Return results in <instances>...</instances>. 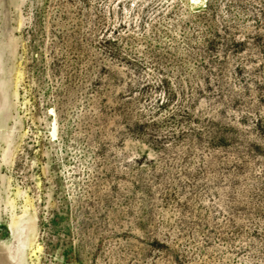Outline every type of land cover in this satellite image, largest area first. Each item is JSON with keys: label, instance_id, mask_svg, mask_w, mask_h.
I'll use <instances>...</instances> for the list:
<instances>
[{"label": "rangeland", "instance_id": "rangeland-1", "mask_svg": "<svg viewBox=\"0 0 264 264\" xmlns=\"http://www.w3.org/2000/svg\"><path fill=\"white\" fill-rule=\"evenodd\" d=\"M0 87V243L264 264V0H0Z\"/></svg>", "mask_w": 264, "mask_h": 264}, {"label": "bare ground", "instance_id": "bare-ground-1", "mask_svg": "<svg viewBox=\"0 0 264 264\" xmlns=\"http://www.w3.org/2000/svg\"><path fill=\"white\" fill-rule=\"evenodd\" d=\"M18 22H19V24L21 23L20 20ZM14 41H16V40L14 39ZM2 43H4V42H2ZM11 45H12V43H11ZM7 48H9V46ZM15 48H12V49H15ZM13 57H14V54H13ZM20 73L21 72H19V70L16 69V71H15V74H16L15 77L16 78H15L14 82L17 83V84H18V82L20 80L19 79ZM6 100H7V96H6ZM2 103H4V102H2ZM51 131H52V136H56L57 135V127L56 126L53 129L51 128ZM15 143H16L15 141L12 143L13 147H14ZM13 203H15V202L13 200H11L10 198L6 199V205H5L6 208L7 207H11L13 209ZM0 204H1V200H0ZM26 205L33 206L32 202L30 201L29 198L27 200V204ZM26 205L24 206V210L20 214L11 215L12 217H11V220H10V226H11V229H12V235H11V237L8 240H5V241L0 243V264H10L9 261L13 262L14 264H32L27 259V254H28L27 250H28V247L33 246L34 242L36 241L39 229H38V222H37V214H36V212L32 211ZM0 208H1V205H0ZM0 216H1V209H0ZM35 253L36 252H34L33 254H35Z\"/></svg>", "mask_w": 264, "mask_h": 264}]
</instances>
